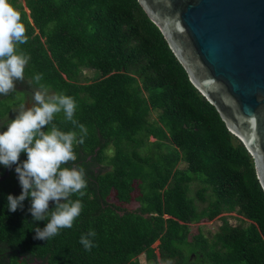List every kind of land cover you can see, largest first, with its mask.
<instances>
[{
  "label": "trees",
  "instance_id": "1",
  "mask_svg": "<svg viewBox=\"0 0 264 264\" xmlns=\"http://www.w3.org/2000/svg\"><path fill=\"white\" fill-rule=\"evenodd\" d=\"M10 3L21 13L28 41L19 48L30 61L15 91L0 95V119L26 88L39 87L36 73L53 93L74 97V118L87 129L75 163L88 186L83 197H71L83 204L73 226L40 240L34 229L47 221L33 220L30 197L15 212L6 207L7 196L22 191L11 171L0 181V264H25L20 255L48 264H139L140 254L146 264H264V191L253 158L138 0ZM53 123L79 133L63 112ZM112 191L120 203L138 206L108 201ZM230 212L239 215L235 224L223 215L212 234L190 230L191 222ZM90 229L96 236L88 251L79 241Z\"/></svg>",
  "mask_w": 264,
  "mask_h": 264
},
{
  "label": "water",
  "instance_id": "2",
  "mask_svg": "<svg viewBox=\"0 0 264 264\" xmlns=\"http://www.w3.org/2000/svg\"><path fill=\"white\" fill-rule=\"evenodd\" d=\"M138 3L190 82L250 153L264 191V0Z\"/></svg>",
  "mask_w": 264,
  "mask_h": 264
},
{
  "label": "clouds",
  "instance_id": "3",
  "mask_svg": "<svg viewBox=\"0 0 264 264\" xmlns=\"http://www.w3.org/2000/svg\"><path fill=\"white\" fill-rule=\"evenodd\" d=\"M28 37L21 13L10 0H0V95L7 96L15 91L16 82L24 80L25 68L30 56L20 50ZM39 86L33 95L31 107L21 103L6 130L0 131V165L15 172L22 191L19 196H7V209L15 212L23 207V201L31 198L29 209L34 221H47L44 228L36 227L35 239L48 240L59 234L61 229L71 228L80 215L81 199L71 197L85 195L88 186L86 170L77 165L75 147L82 145L87 136L85 125L75 118L77 102L63 92L49 93V88L40 83L42 73L32 77ZM63 112L66 121L79 129L62 131L54 121L56 114ZM47 126V131L43 129ZM22 153L27 158L20 160ZM50 202L54 207L50 209ZM94 230L80 237L85 250L95 245Z\"/></svg>",
  "mask_w": 264,
  "mask_h": 264
},
{
  "label": "rangeland",
  "instance_id": "4",
  "mask_svg": "<svg viewBox=\"0 0 264 264\" xmlns=\"http://www.w3.org/2000/svg\"><path fill=\"white\" fill-rule=\"evenodd\" d=\"M84 75L90 77L92 75H94V72L92 70H84ZM20 89V88H18ZM27 89V94L23 97H20L21 99L23 98L22 102L23 104H25L26 107H31L32 103L34 102L33 101V95L35 93V91L38 90V88L34 87V88H26ZM49 93L50 94H53V91L49 89ZM18 96H15L13 97L14 98H17ZM20 103V104H21ZM14 105L12 106L10 112H8V114H6V116L2 119H0V131H3L6 129L8 123L15 118V115H16V111L19 107V105ZM156 115H155V111H152L151 114H150V117L151 118H154ZM150 140H153V138H150ZM184 163L183 162H180L178 164V167H184ZM193 187H195L193 185ZM137 192L134 191L133 192V195L136 194ZM107 200L110 201V202H113V203H116V204H120L122 206H126L128 209H134L138 206V202L134 199H132L129 203H126V204H122L120 203L119 201H117V199L114 197V191H112L109 196L107 197ZM223 215H227L228 216V221L231 223V224H235L236 223V219L235 217L236 216H239L237 215L236 212H230V213H222L218 216H216L215 218L211 219V220H202L200 222H191L190 223V230L192 233L196 232L197 231V228L200 227L205 234L209 235V234H212L214 232L217 231L218 229V226L221 224V217ZM158 244V241L154 242L153 243V246L156 247V245ZM138 262L139 264H146V260H145V256L143 254H140L138 257ZM162 264H165V263H162Z\"/></svg>",
  "mask_w": 264,
  "mask_h": 264
},
{
  "label": "flooded vegetation",
  "instance_id": "5",
  "mask_svg": "<svg viewBox=\"0 0 264 264\" xmlns=\"http://www.w3.org/2000/svg\"><path fill=\"white\" fill-rule=\"evenodd\" d=\"M12 167H16V166L13 165ZM5 169H6V167L4 168V170L2 171V173H0V176H1L2 174H4ZM11 171H13V176H14L15 178H18V175H17L16 172H15V169H12V168H9V169H8V174H7V176L10 175V172H11ZM0 172H1V168H0ZM7 176H6V177H7ZM17 180H18V179H17ZM1 181H2V180H1ZM18 182H19V180H18ZM34 258L37 259V260H39L40 263L36 262V261L34 260ZM20 260H21V261H22V260H25V264H43L44 262H47L45 259L36 258V257H34V256H27V255H20ZM47 263H48V262H47Z\"/></svg>",
  "mask_w": 264,
  "mask_h": 264
}]
</instances>
